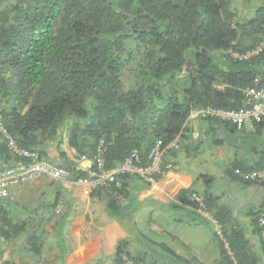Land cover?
Returning a JSON list of instances; mask_svg holds the SVG:
<instances>
[{"label": "trees", "instance_id": "1", "mask_svg": "<svg viewBox=\"0 0 264 264\" xmlns=\"http://www.w3.org/2000/svg\"><path fill=\"white\" fill-rule=\"evenodd\" d=\"M231 3L0 0V122L17 148L37 150L42 159L68 172L64 180L38 178L80 185L76 179L84 176L86 169L98 171V155L103 168L110 170L119 168L134 151L132 163L145 168L150 164L152 147L158 143L164 151L160 172L154 174L156 183L165 172L178 167L173 157L191 137L200 140L210 135L217 146L220 128L233 140L261 134L264 117L242 124L200 113L198 120H190L207 108L241 110L246 107L245 90L264 84V55L250 61L233 58L234 53L245 52L261 40L264 0L245 18ZM194 121H198L199 130ZM62 125H66L63 130H67L69 146L80 156L89 157L90 167H60L44 155L41 137L55 138ZM262 144L258 150L252 146L259 157L255 164L234 161L227 177L254 182L247 174L264 170V138ZM28 161L12 151L0 131V169ZM128 176L152 184L136 173L119 172L114 181L91 191L106 193L107 206L113 209ZM210 177L201 179L206 182ZM193 194L217 220L223 238L197 212L199 203ZM179 197L181 205L210 223L218 248L214 264H264V222L260 223L261 218L264 221V201L249 213L251 232L260 239L256 247L226 209L215 207L210 194L184 190ZM4 219L13 227L10 218L0 217L2 223ZM0 227V235L9 241L20 238L18 229L9 232ZM30 239L39 243L40 235L31 234ZM32 246L39 254L40 246ZM154 252L157 258L147 262V255H134L120 245L115 264L192 262L184 261L166 245ZM0 264L15 263L2 260Z\"/></svg>", "mask_w": 264, "mask_h": 264}, {"label": "crops", "instance_id": "2", "mask_svg": "<svg viewBox=\"0 0 264 264\" xmlns=\"http://www.w3.org/2000/svg\"><path fill=\"white\" fill-rule=\"evenodd\" d=\"M196 115L193 114L190 120L196 121ZM195 121L192 124L199 130L200 125ZM65 126L59 128V134L53 139L41 137L40 148L44 155L60 167H90L92 160L80 156L69 146L67 130H63ZM218 133L221 141L217 146L210 135L200 140L191 137L184 142V146L173 157L178 167L165 172L155 184H146L136 176L124 178V188L115 197L113 209L107 206L106 193L93 192L69 180L56 182L42 177L12 186L9 196L0 199V217L10 218L13 227L8 226L7 219L3 223L0 221V224L4 231L12 232L14 228L21 235L11 241L0 235V262L115 264L116 249L120 245L134 255H147V262L153 261L157 258L154 250H145L149 242L146 238L148 231L153 230L158 235L166 234L172 238H176L177 233L178 238L184 240L183 246L188 247L186 239L179 237L178 232L165 231L162 227L167 226V223V228L177 224L179 230L186 226V229L195 232L199 225L202 227L201 222L210 225L190 207L181 205L179 196L184 190L210 194L215 207L226 209L232 219L246 230L250 241L259 247V237L251 232L249 213L262 206L264 185L248 180H231L226 172L234 161L239 160V163L248 166L259 160L252 152V146L258 150L263 145L264 130L253 139L250 135L239 136L237 140L230 139L222 128ZM223 136L225 138L220 139ZM208 175L211 176L208 181L201 179ZM197 186H202V189ZM168 210L170 214L163 217ZM171 212L177 213V217H173ZM154 215L157 217L156 224H161H158L159 230L154 229L153 222L150 228L147 225L149 218ZM31 234L40 235L39 243L30 239ZM53 234H66L69 245L58 246L52 241ZM34 243L40 246L39 254L34 251ZM150 243L155 248L166 245L162 241ZM166 247L184 261H192L191 264H214L218 260L217 243L212 240L209 244L207 242L202 253L193 254L190 259Z\"/></svg>", "mask_w": 264, "mask_h": 264}, {"label": "built area", "instance_id": "3", "mask_svg": "<svg viewBox=\"0 0 264 264\" xmlns=\"http://www.w3.org/2000/svg\"><path fill=\"white\" fill-rule=\"evenodd\" d=\"M264 55V33L261 40L253 48L246 50L242 53H234L233 58L238 61H250L252 58ZM245 103L246 107L241 110L221 111L207 108L205 110L198 111L196 114L215 115L225 120L238 122L242 124H251L255 119L264 117V84L260 87H250L245 90ZM0 131H2L13 152L29 158L28 162H19L17 164L9 165L0 169V199H4L9 196L10 188L17 186L27 180L35 179L40 176H47L52 179L64 180L67 176V171L62 168H58L52 165L49 161L42 159L37 150H20L14 145V140L6 134L0 122ZM198 133H194V137H197ZM164 149L160 148V145L156 143L150 152L149 159L150 164L143 168L136 166L132 163V159L136 157L135 151L132 155L125 159L119 168L106 170L103 168V161L100 156H97V168L98 171L93 169H86L85 175L76 179V183L86 186L89 189L96 188L98 185H103L107 181H114L115 174L119 172H133L144 178L145 181L155 184L154 174L160 172L161 155ZM97 153H100V149H97ZM254 182H264V170L247 174ZM118 186V183H114ZM192 198L199 203L197 212L209 221L212 225L213 231L223 238L222 229L217 220L208 212L204 210V206L200 202V197L193 194ZM263 219H260V223H263ZM264 237V233H263Z\"/></svg>", "mask_w": 264, "mask_h": 264}, {"label": "rangeland", "instance_id": "4", "mask_svg": "<svg viewBox=\"0 0 264 264\" xmlns=\"http://www.w3.org/2000/svg\"><path fill=\"white\" fill-rule=\"evenodd\" d=\"M262 3V0H232L231 6L234 10H237L236 12L242 16V18H245L247 16H250L253 11H254V7L260 5ZM64 132V131H63ZM198 189H202V186H197ZM168 213L161 212L163 217L167 216L168 214H170V211H167ZM171 215H173V217H177V213L174 214L171 212ZM146 217H144L145 219ZM157 218L155 215L151 216V218H149L150 220L147 222L148 227H151V223H155V228L156 230H159V226L158 224L161 226L160 223L156 221ZM162 218V217H161ZM138 220V219H137ZM140 221V220H139ZM158 221H160V218H158ZM164 223V222H162ZM202 227H198V229L196 228L195 232H191L189 229H186L187 227H183V229L179 230L178 229V225H169L167 223V226L162 227L163 230L165 231H176L179 233V237L182 236L183 238L186 239V245L188 247L183 246V242L184 240H182V238L180 237V239L177 236L176 233V238H172L167 236L166 234L163 235H158L156 232H154L153 230H150L146 233V238L148 239L149 242H147V248L145 250L148 251V249H151L152 251L155 249L154 245L152 243H150V241H162L163 243H165L167 246H169L171 249H173L174 251L178 252L180 255L182 256H187V258H191L193 254H199L202 253V251L205 249V247H207V242L208 244L211 242V240L213 242L216 243V240L211 236V232L212 229L210 227V225L206 222H201L200 223ZM164 226V225H162ZM168 229V230H167ZM66 234H53V242H56L57 245L62 246V245H69V241H66ZM149 247V248H148ZM68 253H69V249H68ZM171 260V259H170Z\"/></svg>", "mask_w": 264, "mask_h": 264}]
</instances>
